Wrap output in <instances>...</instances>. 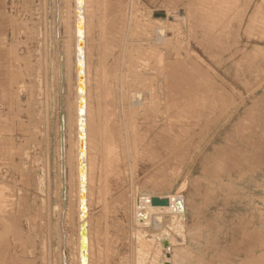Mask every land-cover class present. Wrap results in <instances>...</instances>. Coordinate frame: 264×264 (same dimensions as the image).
I'll return each instance as SVG.
<instances>
[{
	"label": "rangeland",
	"instance_id": "obj_1",
	"mask_svg": "<svg viewBox=\"0 0 264 264\" xmlns=\"http://www.w3.org/2000/svg\"><path fill=\"white\" fill-rule=\"evenodd\" d=\"M83 1L0 0V264H81L80 60L89 264H262L264 0Z\"/></svg>",
	"mask_w": 264,
	"mask_h": 264
},
{
	"label": "bare ground",
	"instance_id": "obj_2",
	"mask_svg": "<svg viewBox=\"0 0 264 264\" xmlns=\"http://www.w3.org/2000/svg\"><path fill=\"white\" fill-rule=\"evenodd\" d=\"M78 1V3H79V7H78V19L80 20H82V11H83V0H77ZM117 2V1H116ZM247 2V1H246ZM251 2V1H250ZM194 7V6H193ZM128 10V9H127ZM216 10H218V9H216ZM220 11V10H219ZM2 12V11H1ZM132 13V12H131ZM260 13V12H259ZM117 14V13H116ZM119 14V13H118ZM169 14H170V12H169ZM221 14V13H220ZM230 14V13H229ZM223 15V14H222ZM127 16V15H126ZM217 19V18H216ZM215 20V19H214ZM226 20V19H225ZM230 20V19H229ZM264 20V19H263ZM219 21V20H218ZM221 21V20H220ZM244 22V21H243ZM223 24V23H222ZM242 24V23H241ZM225 25V24H224ZM220 26V25H219ZM221 26H223V25H221ZM158 30H159V33L160 34H163V27H160V28H157ZM226 29V28H225ZM231 30H232V27L230 28ZM223 30V29H222ZM224 32V31H223ZM153 34V33H152ZM221 34H223V33H221ZM233 34V33H232ZM252 34V33H251ZM156 35H158V34H156ZM219 39V38H218ZM131 41V40H130ZM18 42H20V41H18ZM4 43V42H3ZM13 43V42H12ZM14 43H16V42H14ZM225 44V43H224ZM14 45V44H13ZM4 47V46H3ZM221 47V46H220ZM2 48V47H1ZM3 49V48H2ZM7 49V48H6ZM9 50H10V48H9ZM14 50V49H13ZM16 50V49H15ZM80 47H79V51L78 52H80ZM256 50V49H255ZM4 52H5V50H4ZM4 52H3V54H4ZM18 52V51H17ZM16 52V53H17ZM258 52V51H257ZM0 53H2V52H0ZM251 53V52H250ZM258 53H260V52H258ZM5 54H6V52H5ZM14 54H15V52H14ZM261 54V53H260ZM1 55V54H0ZM7 56V55H6ZM10 56V55H9ZM81 55L79 54V57H80ZM3 57H4V55H3ZM220 57V56H219ZM7 58V57H6ZM245 58V57H244ZM7 60H8V58H7ZM227 60V59H226ZM253 62V61H252ZM4 63V62H3ZM82 63H83V61H82ZM250 64V63H249ZM2 67V66H1ZM0 67V68H1ZM5 69H7V68H5ZM78 69H79V67H78ZM2 70V69H1ZM2 72V71H1ZM2 74H3V72H2ZM2 74H0V75H2ZM79 74V73H78ZM78 81H79V79H78ZM2 88V87H1ZM0 88V89H1ZM4 89V88H3ZM78 89H79V85H78ZM4 90H6V89H4ZM1 91V90H0ZM2 92V91H1ZM169 92H171V91H169ZM139 93V92H138ZM78 94H79V90H78ZM2 95V94H1ZM136 97V96H135ZM138 97V99L140 98L139 96H137ZM136 97V98H137ZM79 98H80V94H79ZM263 98H264V96H263ZM146 99V98H145ZM160 99V98H159ZM158 99V100H159ZM257 100H259V99H257ZM256 100V101H257ZM134 101H137L136 99L134 100ZM141 101H142V99H141ZM163 101V100H162ZM205 101V100H204ZM204 101H202V102H204ZM207 101V100H206ZM138 103H139V101H137ZM200 102V101H199ZM137 103V104H138ZM141 103V102H140ZM153 103H155V102H153ZM161 103V102H160ZM258 103V102H257ZM261 103V102H260ZM264 103V102H263ZM136 104V103H135ZM157 104H159V103H157ZM205 104H206V102H205ZM131 105V104H130ZM152 105V104H151ZM168 105H170V104H168ZM200 105V104H199ZM227 105V104H226ZM203 106H204V103H203ZM251 106V105H250ZM249 106V107H250ZM264 106V105H263ZM149 107V106H148ZM202 107V106H201ZM230 107V106H229ZM254 107H257V105L256 106H254ZM141 108V107H140ZM146 108H147V106H146ZM152 108V107H151ZM154 108H155V105H154ZM153 108V109H154ZM203 108H206V107H203ZM213 108V107H212ZM251 108V107H250ZM249 108V109H250ZM83 112H84V115L83 116H81L82 115V113L81 112H79V101H78V113H79V118H78V131H79V147H78V150L80 149V127H82L83 128V130L85 131V151H84V154L82 155V153H81V150H79V168H80V161H81V158H83L84 159V162H85V168H86V159H87V149H86V142H87V131H86V112H85V105H84V107H83ZM124 109V108H123ZM131 109V108H130ZM149 109V108H148ZM152 109V110H153ZM158 109V108H157ZM164 109V108H163ZM246 109H247V107H246ZM252 109V108H251ZM253 109H255V108H253ZM121 110V109H120ZM119 110V111H120ZM147 110V109H146ZM155 110V109H154ZM204 110V109H203ZM118 111V110H117ZM117 111H115V112H117ZM125 111V110H124ZM129 111V110H128ZM148 111V110H147ZM157 111V110H156ZM156 111H155V113H156ZM165 111H167V110H165ZM213 111V110H212ZM249 111V110H248ZM247 111V112H248ZM257 111V110H256ZM247 112H246V114H247ZM249 112H252V110L251 111H249ZM248 112V113H249ZM258 112V111H257ZM121 113H123V112H121ZM133 113V112H132ZM152 113V112H151ZM158 113V112H157ZM214 113V111L212 112V114ZM256 113V112H255ZM115 114H118L119 115V112L118 113H115ZM150 114V113H149ZM160 114V113H159ZM221 114V113H220ZM258 114H261L260 112L258 113ZM137 115V114H136ZM135 115V116H136ZM158 115V114H157ZM166 115H167V112H166ZM180 115V114H179ZM210 115V114H209ZM218 115V114H217ZM122 117H123V114L121 115ZM120 116V117H121ZM211 116V115H210ZM216 116V115H215ZM214 116V118H216V117H218V116H216L215 117ZM250 116V115H249ZM249 116L247 117V118H249ZM261 116V115H260ZM117 117V116H116ZM119 117V118H120ZM149 117H150V115H149ZM222 117V116H221ZM229 117V116H228ZM233 117V116H232ZM252 117V116H251ZM255 117V116H254ZM253 117V118H254ZM154 118V117H153ZM160 118V117H159ZM171 118V117H170ZM252 118V119H253ZM256 118H258V117H256ZM146 119V118H145ZM166 119H168L167 117H166ZM217 119V118H216ZM220 119V118H219ZM241 119V118H240ZM243 119H244V117H243ZM251 119V118H250ZM218 120V119H217ZM216 120V121H217ZM226 120V119H225ZM258 120V119H257ZM257 120H256V122H257ZM262 120V119H261ZM260 120V121H261ZM172 121H173V119H172ZM200 121V120H199ZM240 121V120H239ZM239 121H237V122H239ZM250 121V120H249ZM83 122V123H82ZM94 122V121H93ZM144 122V121H143ZM243 122V120L241 121V123ZM165 123V122H164ZM166 123H168V122H166ZM172 123V122H171ZM174 123V122H173ZM200 123V122H199ZM205 123V122H204ZM213 123H214V121H213ZM216 123V122H215ZM240 123V122H239ZM239 123H238V125H239ZM240 123V124H241ZM244 123V122H243ZM242 123V124H243ZM247 123H248V121L246 122V125H247ZM98 124V123H97ZM152 124V123H151ZM169 124V123H168ZM195 124H196V122H195ZM206 124V123H205ZM245 124V123H244ZM250 124L251 125H253L252 124V122H250ZM153 125V124H152ZM204 125V124H203ZM208 125V124H207ZM251 125H248V126H251ZM255 125V124H254ZM155 126V125H154ZM166 126V125H165ZM95 127V126H94ZM147 127V126H146ZM206 127V126H205ZM238 127H242L241 125H239ZM237 127V128H238ZM154 128V127H153ZM203 128H204V126H203ZM160 129V128H159ZM167 129V128H166ZM169 129V128H168ZM236 129V128H235ZM240 129V128H239ZM250 129V128H249ZM254 129V128H253ZM261 129V128H260ZM93 130H94V128H93ZM145 130V129H144ZM213 130V129H212ZM238 130V129H237ZM237 130L236 131H234V132H237ZM244 130V129H243ZM242 130V131H243ZM184 131V130H183ZM189 131V130H188ZM220 131V130H219ZM244 131H246V130H244ZM261 131V130H260ZM260 131H258L259 133H260ZM247 132V136H248V131H246ZM255 132V131H254ZM97 133V132H96ZM146 133H148V132H146ZM256 133V132H255ZM183 135V134H182ZM186 135H187V133H186ZM233 135V134H232ZM251 135V134H250ZM249 135V136H250ZM93 136H95V132H94V135ZM229 137L231 136V135H228ZM236 136H237V134H236ZM242 136V135H241ZM244 136V135H243ZM242 136V137H243ZM183 137V136H182ZM214 137V136H213ZM245 138H246V135L244 136ZM243 137V138H244ZM256 137V136H255ZM188 138V137H187ZM232 138V137H231ZM98 139V138H97ZM186 139V138H185ZM228 139H230V138H228ZM227 139V140H228ZM233 139V138H232ZM237 139H239V138H237ZM253 139H255V138H253ZM166 140H168V139H166ZM184 140V139H183ZM240 140V139H239ZM244 140H246V139H244ZM248 140V139H247ZM250 140V139H249ZM248 140V141H249ZM94 141V140H93ZM181 141V140H180ZM237 141V140H236ZM120 142V141H119ZM165 142V141H164ZM96 143H98V141L96 142ZM228 143H229V141H228ZM230 143H231V141H230ZM229 143V144H230ZM241 143V142H240ZM244 143V142H243ZM159 144H160V142H159ZM158 144V145H159ZM234 144V143H233ZM97 145V144H96ZM130 145V144H129ZM219 145V144H218ZM217 145V146H218ZM235 145V144H234ZM118 146V145H117ZM120 146V145H119ZM115 147H116V145H115ZM148 147V146H147ZM227 147H230V146H227ZM237 147V146H236ZM246 147H247V145H246ZM94 148V147H93ZM149 148V147H148ZM218 148V147H217ZM221 148V147H220ZM238 148V147H237ZM236 148V149H237ZM222 149V148H221ZM226 149V148H225ZM245 149V148H244ZM247 149V148H246ZM94 150V149H93ZM116 150V149H115ZM123 150V149H122ZM220 150V149H219ZM223 150V149H222ZM242 150V149H241ZM255 150V149H254ZM97 151V150H96ZM174 151V150H173ZM235 151V150H234ZM257 151V150H256ZM259 151V150H258ZM115 152V151H114ZM223 152H225L224 150H223ZM99 154V153H98ZM226 154H228V153H226ZM233 154V153H232ZM231 154V155H232ZM229 155V154H228ZM257 155H259L258 157H260V154L257 152V154H256V156ZM263 155V154H262ZM96 156V155H95ZM125 156V155H124ZM162 156V155H161ZM238 156H239V154H238ZM93 157V156H92ZM218 157H222V154H221V156H218ZM217 157V158H218ZM226 156H224V158H225ZM237 157V156H236ZM254 157V156H253ZM95 158V157H94ZM93 158V159H94ZM116 158V157H115ZM175 158V157H174ZM217 158H216V160H217ZM230 158V157H229ZM244 158H245V156H244ZM122 159V158H121ZM227 159H228V157H227ZM241 159V158H240ZM246 159V158H245ZM245 159H243L242 161H247V160H249V163H250V160L251 159H247V160H245ZM257 159V158H256ZM258 159H260V158H258ZM112 160H114V159H112ZM160 160H162V159H160ZM214 160V159H213ZM231 160H232V157H231ZM120 161V160H119ZM210 161V160H209ZM212 161V160H211ZM211 161H210V163H211ZM252 161H254V160H252ZM95 162V161H94ZM93 162V166L95 165V163ZM160 162V161H159ZM158 162V163H159ZM173 162H174V160H173ZM248 162V161H247ZM255 162V161H254ZM117 163V162H116ZM122 163V162H121ZM171 163V162H170ZM238 163V162H237ZM236 163V164H237ZM245 163V162H244ZM261 163V162H260ZM92 164V163H91ZM97 164V163H96ZM115 164V163H114ZM165 164V163H164ZM167 164V163H166ZM232 164V163H231ZM159 165V164H158ZM163 165V164H162ZM162 165H161V167H162ZM208 165V164H207ZM210 165V164H209ZM244 165V164H243ZM245 165H246V163H245ZM253 165V164H252ZM263 165V164H262ZM166 166V165H165ZM236 166H238V165H236ZM168 167H170V166H168ZM168 167H167V173H168ZM176 167V166H175ZM243 167V166H242ZM96 168V167H95ZM121 168V167H120ZM171 168V167H170ZM173 168V167H172ZM171 168V169H172ZM212 168V167H211ZM217 168V167H216ZM215 168V169H216ZM240 168H241V165H240ZM244 168V167H243ZM226 169V168H225ZM164 170V169H163ZM166 170V169H165ZM213 170V169H212ZM212 170H210L211 172H212ZM222 170V169H221ZM234 170V169H233ZM249 170V169H248ZM161 171V170H160ZM220 171V170H219ZM223 171V170H222ZM221 171V172H222ZM207 172V171H206ZM218 172V171H217ZM244 172V171H243ZM251 172V171H250ZM161 173H162V171H161ZM160 173V174H161ZM164 173V172H163ZM213 173V172H212ZM159 174V175H160ZM165 174H166V171H165ZM207 174V173H206ZM210 173H208V175H209ZM255 174H256V172H255ZM173 175V174H172ZM161 176V175H160ZM213 176V175H212ZM242 177V176H241ZM132 178V177H131ZM163 179V178H162ZM165 179V178H164ZM154 180V178H153V176H152V180L151 181H153ZM95 181V180H94ZM105 181H106V179H105ZM156 181H157V178H156ZM155 181V182H156ZM184 181V180H183ZM158 182V181H157ZM186 182V181H185ZM94 184H96V183H94ZM93 184V185H94ZM133 184V183H132ZM147 184V183H146ZM154 184H156L157 185V183H154ZM182 183H180V185H181ZM185 184V183H184ZM184 184H182V185H184ZM158 185H159V183H158ZM160 185H163V184H160ZM186 185V184H185ZM184 185V186H185ZM145 186V185H144ZM147 186V185H146ZM79 187H80V202H79V205H80V221H81V227H80V240H81V230L83 229V226H86V228H87V233H86V242H88V224H87V216H88V205H87V193H88V186H87V168H86V171L84 172V175L82 176V172H81V168H80V177H79ZM159 187V186H158ZM162 187V186H161ZM182 187V186H181ZM181 187H179V188H181ZM83 188H85L86 189V205H87V213H85V215L83 216L82 215V205H81V192H82V189ZM156 188V187H155ZM105 189V188H104ZM182 190V189H181ZM103 191V190H102ZM126 192V191H125ZM176 192H179V191H176ZM176 192H175V194L174 193H171V194H168L167 196L169 197V200H170V207H171V210H170V212H166V211H164V212H154V213H152V212H150V213H147L146 215H147V220L146 221H144L142 224L140 223V222H138L137 220H135V218H134V221L137 223V225L139 226V227H144V228H147L146 230H149L148 229V227H150V226H160V225H162V223H163V218H164V216L166 215V214H169V215H174V216H176V217H178V214L180 213V212H184L185 211V202L184 201H182L184 204H183V209H181L180 208V206H178V204L176 203L177 201H178V198L176 197V196H178L177 194H179V193H177L176 194ZM125 194V193H124ZM122 196V195H121ZM143 198V197H146V200H149V202H150V198L152 197V195H136L134 198H136L137 199V197H138V199H140V202H141V197ZM182 196V195H181ZM123 198H124V196H123ZM126 201V200H125ZM105 202H106V200H105ZM104 203V202H103ZM110 203V202H109ZM118 203V202H117ZM125 203V202H124ZM107 204V203H106ZM119 204V203H118ZM121 204V203H120ZM139 205V204H138ZM141 205V204H140ZM155 206H161V205H155ZM169 206V205H168ZM103 207V206H102ZM137 208V207H136ZM127 210V209H126ZM139 210V209H138ZM199 213V212H198ZM259 213H260V211H259ZM144 214V213H143ZM247 214L248 213H246L245 215L247 216ZM261 214H262V212H261ZM146 215H140V217L139 218H141V219H143L144 217H146ZM139 216V215H138ZM253 216V215H252ZM243 217V216H242ZM242 217H240V218H242ZM244 219H245V217H243ZM249 218H251V217H249ZM260 218V217H259ZM140 219V220H141ZM173 219V218H172ZM252 219V218H251ZM9 221V220H8ZM250 221V220H249ZM97 222V221H96ZM124 226V225H123ZM113 227V226H112ZM122 227V226H121ZM133 228V227H132ZM138 228V227H137ZM143 228V229H144ZM162 227L160 226V229H161ZM140 229V228H139ZM145 230V231H146ZM255 233V232H254ZM248 236V235H247ZM163 239H166V240H168L166 237H164ZM162 239V240H163ZM247 240V238L245 239V241ZM251 240V239H250ZM164 241V240H163ZM169 241V240H168ZM249 241V240H248ZM248 241H246L248 244H249V242ZM80 242V241H79ZM245 243V242H244ZM164 244V243H163ZM245 245V244H244ZM252 245V244H251ZM166 247V246H165ZM169 247H170V242H169ZM169 247L167 248L168 250H169ZM254 249V248H253ZM252 249V250H253ZM7 250V249H6ZM251 250V251H252ZM2 252H3V250H2ZM5 252V251H4ZM9 253V252H8ZM87 258H86V261H87V263L89 264V261H88V256H89V242H88V244H87ZM169 253V252H168ZM167 253V254H168ZM250 254V253H249ZM252 254V253H251ZM260 254H262V253H260ZM259 254V255H260ZM5 255V254H4ZM256 255H258V254H256ZM261 256H264L263 254L261 255ZM5 257V256H4ZM168 257V256H167ZM251 258V257H250ZM250 258H249V261H250ZM253 258V257H252ZM10 259V258H9ZM254 259V258H253ZM257 260H260V259H258V258H256ZM1 260V259H0ZM255 260V259H254ZM8 261V260H7ZM13 261V260H12ZM80 261H81V242H80ZM243 262L245 261V260H242ZM260 261H262V260H260ZM240 262V261H239ZM246 262V261H245ZM251 262V261H250ZM258 262V261H257ZM263 262V261H262ZM12 263V262H11ZM155 263V262H154ZM248 263V262H247ZM253 263V262H252ZM256 263V262H255ZM254 263V264H255ZM264 263V262H263ZM262 263V264H263ZM6 264V263H5ZM81 264H82V261H81ZM169 264V263H168ZM236 264V263H235ZM244 264V263H243ZM257 264V263H256ZM260 264V263H259Z\"/></svg>",
	"mask_w": 264,
	"mask_h": 264
},
{
	"label": "water",
	"instance_id": "obj_3",
	"mask_svg": "<svg viewBox=\"0 0 264 264\" xmlns=\"http://www.w3.org/2000/svg\"><path fill=\"white\" fill-rule=\"evenodd\" d=\"M184 16V10L181 9L177 16L176 15H171L169 16L171 19H180L181 17ZM153 17H157V18H166V12L163 10H155L153 12ZM79 20V19H78ZM83 24H84V20H79V25H78V32L83 28ZM79 47L81 49L82 45L84 44V40L83 39H79ZM79 81H78V85H79V94H80V98H79V112L82 113L81 116L84 115L83 112V107L85 105V94H84V90H85V75L83 73V63L82 60L79 61ZM83 123V122H82ZM80 149L82 155L84 154L85 151V131L83 130L82 127H80ZM80 168H81V172H82V176L84 175V172L86 171L85 168V162L84 159L81 158L80 161ZM178 198V201L176 202L178 204V206H180L181 209H183V196L178 195L176 196ZM150 203L153 205H161V206H168L170 205V200L168 196H159V195H152V197L150 198ZM81 205H82V215L84 216L85 213H87V205H86V189L83 188L82 192H81ZM86 233H87V228L86 226H83V229L81 230V261L82 264H88L86 261L87 258V244L88 242H86ZM163 243L164 245L168 248L169 247V241L166 239H163ZM167 256H170V252L167 254Z\"/></svg>",
	"mask_w": 264,
	"mask_h": 264
}]
</instances>
